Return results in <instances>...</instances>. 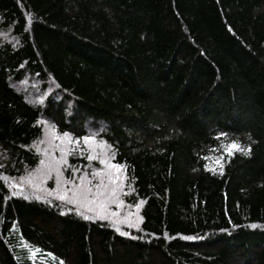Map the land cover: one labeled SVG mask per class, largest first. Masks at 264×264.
<instances>
[{"label":"trees","instance_id":"trees-1","mask_svg":"<svg viewBox=\"0 0 264 264\" xmlns=\"http://www.w3.org/2000/svg\"><path fill=\"white\" fill-rule=\"evenodd\" d=\"M64 132L138 227L13 187ZM0 264H264V0H0Z\"/></svg>","mask_w":264,"mask_h":264},{"label":"snow or ice","instance_id":"snow-or-ice-1","mask_svg":"<svg viewBox=\"0 0 264 264\" xmlns=\"http://www.w3.org/2000/svg\"><path fill=\"white\" fill-rule=\"evenodd\" d=\"M55 132V129H51ZM219 136L226 135L225 133H219ZM52 139L67 140L69 144L75 145L76 151L81 155H86L88 161L98 160L100 165L104 167L93 168L91 176L81 174L76 180L75 173L79 172V169L73 168V178L69 179L64 176L62 170L63 167H71L68 164L66 156L71 154L70 150L61 145L59 150L61 152L60 157H55L51 152H46V159L40 160V165L33 173H28L26 177H22L27 185L33 189H39L46 192L48 195H54L57 199L64 201L68 204L77 205L80 208L85 209L87 212H94L101 219H112L117 215V212L112 211L109 205H115L119 210L124 204V200L121 198L124 184L126 179L122 175L123 165L113 163L111 155L108 154V149L111 147L103 140H97V137L93 135H85L80 138H73L68 132H64L60 136L53 135ZM79 141L83 142L84 147L81 148ZM224 151L228 155L233 154V150L244 151L247 154V149H241L240 145L236 141H231L227 145H222ZM219 163V160H217ZM53 173L55 174L56 187L53 189H46L43 186V181L49 179ZM95 181V183H94ZM70 185V187H68ZM23 185H13V187H22ZM16 193H13L15 195ZM27 199V197H25ZM41 196H36V199H42ZM139 208V204L135 205ZM132 213H128V216L123 220H113L116 226V231L120 232L118 224L121 222L128 223V217ZM88 219V216L84 217ZM129 227H138V223H128ZM123 235L127 236V232H123ZM192 239V237H188ZM51 255V253H49Z\"/></svg>","mask_w":264,"mask_h":264},{"label":"rangeland","instance_id":"rangeland-1","mask_svg":"<svg viewBox=\"0 0 264 264\" xmlns=\"http://www.w3.org/2000/svg\"><path fill=\"white\" fill-rule=\"evenodd\" d=\"M45 133L46 132L44 131V135L42 137V142L41 143H44L45 147H50V146L53 147L54 146L53 140H51L49 138L46 140ZM58 141L62 142L64 145H67V143H68L67 140H60L59 139ZM70 146H71V149H72L73 145L70 144ZM60 154H61V152H60ZM95 161L97 162L98 165H100L99 162H98V160H95ZM39 167H41L40 163L35 168L24 172L21 176H19L18 183H20L21 185H24L25 188L28 189V191H29L30 194H37L38 196L46 197V198H52L53 197L54 199H56L58 201H61V200L57 199L54 195H48L43 190L33 189V188L29 187L27 185V183L25 182V180L22 179V177H26L28 173H33ZM101 167H104V166L103 165H100L99 168H101ZM81 174H86V175L90 176L86 171L79 170V172L75 173L76 180L74 182H78V177ZM64 176L66 178L72 179L73 178V171H72V174L71 175H69V174L67 175V173L65 174V172H64ZM94 183H95V181H94ZM43 186L46 189H53V188L56 187V180H55V174L54 173H53V175L49 179L43 181ZM68 187H70V185H68ZM21 193H22V191H21ZM74 206L77 207V208H79L80 210L86 211L85 209L80 208L77 205H74ZM109 208H111L112 211L117 212V215L115 217H113L112 219H108L111 223H113V220H123L124 217L128 216V213H132V215L130 217H128V223H134L135 224L138 221V217H139L138 216V208H136L135 206L134 207H129V206H126V205L123 204L121 206V208L119 210H117L115 205H109ZM80 210H78V211H80ZM80 212H82V211H80ZM89 213H91L92 215H96L94 212H89Z\"/></svg>","mask_w":264,"mask_h":264},{"label":"bare ground","instance_id":"bare-ground-1","mask_svg":"<svg viewBox=\"0 0 264 264\" xmlns=\"http://www.w3.org/2000/svg\"><path fill=\"white\" fill-rule=\"evenodd\" d=\"M104 138V137H103Z\"/></svg>","mask_w":264,"mask_h":264}]
</instances>
